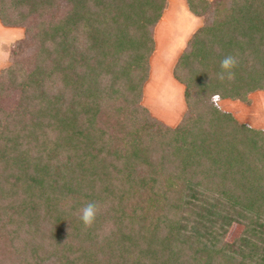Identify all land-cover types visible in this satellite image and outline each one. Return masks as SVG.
Masks as SVG:
<instances>
[{
    "label": "trees",
    "instance_id": "obj_1",
    "mask_svg": "<svg viewBox=\"0 0 264 264\" xmlns=\"http://www.w3.org/2000/svg\"><path fill=\"white\" fill-rule=\"evenodd\" d=\"M184 2L169 126L140 102L166 0H0V264H264V132L215 103L264 89V0Z\"/></svg>",
    "mask_w": 264,
    "mask_h": 264
},
{
    "label": "rangeland",
    "instance_id": "obj_2",
    "mask_svg": "<svg viewBox=\"0 0 264 264\" xmlns=\"http://www.w3.org/2000/svg\"><path fill=\"white\" fill-rule=\"evenodd\" d=\"M169 6L153 28L154 47L148 58V73L142 87L141 104L149 114L161 122L174 126L185 111L182 85L171 75V67L184 47L185 41L198 26L183 0H167ZM214 1V0H211ZM163 12V11H162ZM24 35L21 26L0 24V69L9 63L12 45ZM216 105L229 112L236 121L248 126L261 128L264 132V89L248 94V101L228 98H215ZM240 224L233 223L224 235L231 241L241 231Z\"/></svg>",
    "mask_w": 264,
    "mask_h": 264
},
{
    "label": "clouds",
    "instance_id": "obj_3",
    "mask_svg": "<svg viewBox=\"0 0 264 264\" xmlns=\"http://www.w3.org/2000/svg\"><path fill=\"white\" fill-rule=\"evenodd\" d=\"M236 63L237 61L234 56H225L220 62L221 72L218 73V79L223 80L225 74H227L228 78H231L233 75L231 69L235 67ZM98 212V204L94 201H88L77 210V218L82 222L84 227H91L95 222Z\"/></svg>",
    "mask_w": 264,
    "mask_h": 264
},
{
    "label": "crops",
    "instance_id": "obj_4",
    "mask_svg": "<svg viewBox=\"0 0 264 264\" xmlns=\"http://www.w3.org/2000/svg\"><path fill=\"white\" fill-rule=\"evenodd\" d=\"M166 1H167V0H166ZM183 1H184V0H183ZM184 4H185V2H184ZM168 6H169V3H168V1H167V4H166L165 9H166ZM185 6H186V5H185ZM165 9L163 10V12H162L160 18L163 16V13L165 12ZM186 9H187V7H186ZM188 12H189V11H188ZM189 13H190V12H189ZM190 14H191V13H190ZM191 15H192L193 17H195V19L198 18L197 16H194L193 14H191ZM160 18H159V20H160ZM198 19H199V18H198ZM159 20H158V21H159ZM197 23H198V26H199V25H200V20H198ZM156 24H157V23H156ZM198 26H197V27H198ZM197 27H196V28H197ZM192 32H193V31H192ZM190 34H191V33H190ZM189 36H190V35H189ZM189 36H188V37H189ZM187 39H188V38H187ZM187 39H186V40H187ZM185 42H186V41H185Z\"/></svg>",
    "mask_w": 264,
    "mask_h": 264
}]
</instances>
